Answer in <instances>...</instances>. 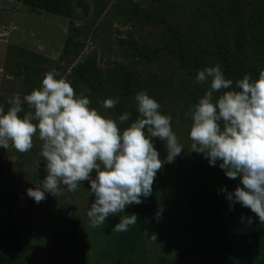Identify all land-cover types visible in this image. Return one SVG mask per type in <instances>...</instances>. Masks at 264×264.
I'll return each instance as SVG.
<instances>
[{
    "label": "rangeland",
    "instance_id": "rangeland-1",
    "mask_svg": "<svg viewBox=\"0 0 264 264\" xmlns=\"http://www.w3.org/2000/svg\"><path fill=\"white\" fill-rule=\"evenodd\" d=\"M238 1L249 60L260 74L264 0ZM37 3L0 0V107L7 111L10 98L19 94L23 99L55 70L102 114L117 119L131 113L132 119L121 128L138 118L135 96L147 92L161 105L160 112L172 117L184 151L158 172L153 191L157 211L148 219L141 253L130 255L122 249L123 232L114 229L123 212L99 227L90 226L87 212L95 197L88 181L75 192L49 194L39 204L27 195V189L40 187L47 176L38 134L28 152L11 145L0 148V242L15 231L30 264H116L120 253L123 264H225L224 247L212 233L221 215L209 198L225 199L220 190L232 192L240 180L228 178L219 162L210 166L192 151V121L186 113L206 86L196 82L197 71L183 69L166 28L152 18L166 16L189 50L206 67L219 64L226 76L235 38L229 17L232 0H63L54 12L36 8ZM108 98H118L115 108H103ZM24 108L29 110L26 103ZM154 143L164 159V143L158 138ZM238 205V231H243L247 221L241 222V217L254 213ZM256 250L258 260L251 264H264V251ZM10 253L0 243V264H11Z\"/></svg>",
    "mask_w": 264,
    "mask_h": 264
},
{
    "label": "clouds",
    "instance_id": "clouds-1",
    "mask_svg": "<svg viewBox=\"0 0 264 264\" xmlns=\"http://www.w3.org/2000/svg\"><path fill=\"white\" fill-rule=\"evenodd\" d=\"M196 82L206 91L186 113L192 121L191 149L210 166L219 162L228 178L240 180L234 191L220 190L226 193L230 210L238 203L264 222V71L255 80L246 74L234 82L217 64L199 71ZM135 101L138 118L121 128L132 119L131 113L117 119L102 114L55 70L23 99L19 94L10 98L7 111L0 107V148L11 145L28 152L37 134L43 142L47 176L40 187L27 189V195L39 204L49 194L75 192L88 181L95 197L87 212L93 228L151 197L158 172L165 163L175 162L184 146L173 131L172 117L160 112L159 102L147 92L137 93ZM118 102V98L105 99L103 108L113 109ZM25 103L29 110L21 116ZM154 138L164 143V159ZM162 211L156 213L157 221ZM245 220L252 225V217L242 216L241 222ZM137 222V214H126L114 229L126 232Z\"/></svg>",
    "mask_w": 264,
    "mask_h": 264
},
{
    "label": "trees",
    "instance_id": "trees-1",
    "mask_svg": "<svg viewBox=\"0 0 264 264\" xmlns=\"http://www.w3.org/2000/svg\"><path fill=\"white\" fill-rule=\"evenodd\" d=\"M61 1L63 0H38V3L34 6L40 10L54 12L57 10L58 4ZM239 2L238 0H232L229 8V17L235 29V38L233 48L227 58L226 78L232 79L234 82L242 79L246 74H251L253 80L259 76L249 60L246 45V27L241 17ZM152 20L156 24L166 28L170 41L180 56L183 69L191 68L199 72L207 68L202 63L203 59L194 55L189 50L186 41H184L175 25L166 16L155 17ZM22 73H24V69H22ZM127 78L130 77L125 76V79L129 81ZM27 111L24 108V112L20 115H24ZM209 202L212 205V209L221 215L212 233L215 234L216 239L218 241L220 240L224 247L225 257L227 259L225 264H251V262H254V259L257 258H255L256 251H258L256 249L264 251V222H261L256 214H254L252 217V225H247L243 231H238V221L241 215V207L238 203L235 204L234 210H230L229 201L226 198L217 199L210 197ZM156 211L157 205L153 200V193L142 204H134L125 209L124 216L132 213L138 216L137 224L130 226L129 230L122 234V249L127 254L138 255L141 253L148 219ZM1 240L0 243L5 245L11 252V264H30L27 258V249L21 243L15 231L6 234ZM121 255L120 253L119 257L115 259L116 264H123Z\"/></svg>",
    "mask_w": 264,
    "mask_h": 264
},
{
    "label": "water",
    "instance_id": "water-1",
    "mask_svg": "<svg viewBox=\"0 0 264 264\" xmlns=\"http://www.w3.org/2000/svg\"><path fill=\"white\" fill-rule=\"evenodd\" d=\"M43 166V168H45V165H42Z\"/></svg>",
    "mask_w": 264,
    "mask_h": 264
}]
</instances>
